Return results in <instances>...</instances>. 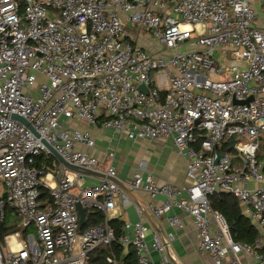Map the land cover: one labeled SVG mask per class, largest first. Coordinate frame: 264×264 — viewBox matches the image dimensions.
Here are the masks:
<instances>
[{
	"label": "built area",
	"instance_id": "obj_1",
	"mask_svg": "<svg viewBox=\"0 0 264 264\" xmlns=\"http://www.w3.org/2000/svg\"><path fill=\"white\" fill-rule=\"evenodd\" d=\"M259 7L249 0H0V218L12 208L21 228L36 232L5 235L0 264H87L91 250L114 239L117 198L139 217L118 238L124 254L132 246L136 264H155L151 253L163 255L166 245L123 186L162 197L149 209L174 228L183 222L173 209L189 215L197 250L213 264H264V0ZM89 126L170 138L188 183L157 184L140 171L119 181L112 163L102 170L92 155ZM226 137L236 138L235 155L219 151ZM45 143L104 176L68 170ZM39 156L55 160L37 167ZM40 188L52 203H41ZM220 192L238 198L259 233L254 245L234 241L210 206L208 197ZM77 204L103 220L80 229ZM106 261L122 260L110 251Z\"/></svg>",
	"mask_w": 264,
	"mask_h": 264
},
{
	"label": "crops",
	"instance_id": "obj_2",
	"mask_svg": "<svg viewBox=\"0 0 264 264\" xmlns=\"http://www.w3.org/2000/svg\"><path fill=\"white\" fill-rule=\"evenodd\" d=\"M249 2L255 10L259 11L261 0H249ZM259 20L264 25L262 16H259ZM81 127L88 128L85 123H82ZM89 130L95 141L92 155L101 162L102 170L112 163L119 181H128L136 171H140L143 174L151 173L157 184L169 183L182 186L188 183L185 177V161L176 153L170 138L152 142L139 138L132 139L124 133L101 126H89ZM128 195L144 208L143 223L157 232L166 245L163 255L156 251L151 253L155 264H213L207 254L197 250L196 233L189 215L173 209L172 213L178 214L183 222L182 227L174 228L164 218H155L149 209L152 203L160 204L163 201L162 197L151 198L141 191H131V195ZM239 206L242 210V206L240 204ZM112 218L123 221L124 228L126 222L133 224L139 217L132 203L123 202L121 198H117ZM169 233L173 234L172 238L169 237ZM239 257L242 261L250 262L246 255L239 254Z\"/></svg>",
	"mask_w": 264,
	"mask_h": 264
},
{
	"label": "trees",
	"instance_id": "obj_3",
	"mask_svg": "<svg viewBox=\"0 0 264 264\" xmlns=\"http://www.w3.org/2000/svg\"><path fill=\"white\" fill-rule=\"evenodd\" d=\"M235 137H226L219 151L228 152L232 155L236 154V150L232 147L231 142ZM55 159L50 156L43 158L39 156L35 164L37 167H41L42 164H51ZM234 162L237 160L234 159ZM210 206L217 210L225 218L231 236L234 241L240 243H246L254 245L255 240L259 237L258 231L252 225L248 217L243 215L240 210L239 200L236 196L230 193H215L208 197ZM39 200L44 205L46 203H52L49 191L46 188L39 189ZM19 218L16 216L15 210L12 208H6L4 218H0V243L4 241V236L15 231H20L24 236L27 233L28 228H21L18 226L17 221ZM103 220V215L98 210H84V216L80 229H84L88 226L97 224ZM110 225L114 229V239L110 245H99L91 250L87 255V264H109L106 261V256L110 251L118 258L121 256V264H136L135 251L132 246L128 247L125 254L124 248L119 244L118 238L123 233V221L118 218H112L109 220ZM260 253L264 254V246L262 249H258Z\"/></svg>",
	"mask_w": 264,
	"mask_h": 264
},
{
	"label": "water",
	"instance_id": "obj_4",
	"mask_svg": "<svg viewBox=\"0 0 264 264\" xmlns=\"http://www.w3.org/2000/svg\"><path fill=\"white\" fill-rule=\"evenodd\" d=\"M137 87L141 91L147 92V88L143 84H139ZM251 99H252V96L246 98L245 100H237L236 98H234L233 103H235V104L247 103ZM11 116L13 118L21 121L23 124H25L27 127H29L34 132L33 128L30 126V124L24 118H22L21 116H19L17 114H12ZM198 121L199 120H197V122ZM233 144H234V141L231 142V145H233ZM45 145H46L47 149L52 153L54 158H56L58 160V162L62 163L66 168H68V170L76 172V173L84 174V175H96V176H100V177L104 176L103 173L95 172V171H92L90 169L83 168L80 166H76V165H73V164L65 161L54 148H52L51 146H49L46 143H45ZM216 154H217V158H216V161H217L218 157H220V152L217 151ZM123 187H124V190L126 191V193L131 195V191L128 188H126L125 186H123ZM77 209H78V214H79V223L82 224L83 216H84V209L80 206V204H77Z\"/></svg>",
	"mask_w": 264,
	"mask_h": 264
},
{
	"label": "rangeland",
	"instance_id": "obj_5",
	"mask_svg": "<svg viewBox=\"0 0 264 264\" xmlns=\"http://www.w3.org/2000/svg\"><path fill=\"white\" fill-rule=\"evenodd\" d=\"M160 45H161V44H159V43H152L151 46H150V45H148V44L146 43L145 48L150 49V50H152L153 48H154V49H158ZM260 148H261V149L264 148V143L261 144V147H260ZM55 159H56V158H55ZM56 161L58 162L57 159H56ZM17 223H18V226L20 225L19 227H21L20 220H18ZM28 232H32V233L34 234V237H35L36 232H35V229H34V228L30 227V228L27 230V233H28ZM1 243L5 246L4 241L1 242Z\"/></svg>",
	"mask_w": 264,
	"mask_h": 264
}]
</instances>
